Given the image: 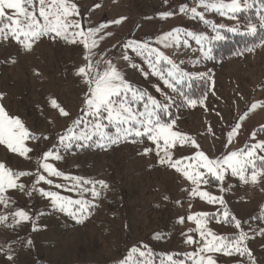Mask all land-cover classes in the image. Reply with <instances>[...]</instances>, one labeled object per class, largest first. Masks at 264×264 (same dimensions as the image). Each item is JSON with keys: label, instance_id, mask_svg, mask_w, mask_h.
Returning a JSON list of instances; mask_svg holds the SVG:
<instances>
[{"label": "rangeland", "instance_id": "374dc122", "mask_svg": "<svg viewBox=\"0 0 264 264\" xmlns=\"http://www.w3.org/2000/svg\"><path fill=\"white\" fill-rule=\"evenodd\" d=\"M257 1L249 0L253 7L235 13L236 18L229 19L211 9L198 7L194 0H74L80 15L72 19L88 28L125 18L120 24H109L103 30L104 38L94 51L111 58L134 88L161 103L166 102L165 97L174 99L168 113L160 114L162 119L170 118L169 121H174L173 130L195 140L199 150L210 158H219L264 141V132L259 131L264 127V106L248 111L254 103L264 105V45L227 61L215 62L212 58L216 40L207 45L212 49L211 59L205 58L200 45L191 37L182 35V41L187 40L188 44L181 43L179 47H164L156 41L177 28L182 33L191 31L211 39L216 35L210 27L212 24L223 26L220 29L225 37L223 40L227 39V32L243 34L249 21L242 13L258 10ZM97 3L101 7L92 10ZM182 6L197 7L208 23L194 18L190 12L178 11ZM162 13L174 14L165 19ZM229 28L238 31H227ZM128 41L146 42L158 48L192 79L209 77V94L194 107L187 105L186 99L180 97L179 86L192 79L186 77L180 83L174 82L176 91H173L159 75L152 74L142 57L123 47ZM124 55L130 59H123ZM83 56L82 45L61 39L42 38L31 51H24L11 39L0 40V105L10 116L18 117L32 134L40 137L26 142V146L33 149L29 153L31 159L22 158L0 145V162L6 167L34 173L40 154L52 148L58 136L80 115L85 88L75 72L85 64ZM159 67L165 78L171 79L167 77L170 66L162 63ZM53 99L70 113L68 117H62L59 110L51 106ZM135 107L142 110L143 105L137 102ZM245 112L248 114L241 121ZM238 121L240 128L229 143L228 133ZM253 132L257 133L255 140L250 138ZM45 136L49 138L43 139ZM146 148H154L147 138H140V142L122 141L107 148L95 144L73 145L70 149H61L62 159L48 161L65 175L104 181L108 185L107 188L97 185L100 195L96 198L87 191L81 195L55 188V184L70 183L58 177H48L53 185L41 183L37 186L71 199H84L90 207L81 222L55 210L50 200L38 191L28 194L34 176L22 177L18 182L25 184V191H7L5 196L10 204L7 208L0 205V215L10 217L8 222L0 223V264H121L128 250L138 245L151 251L153 264H160L165 254L172 255L176 264H193L188 254L196 252L203 241L195 231L197 225L187 217L200 212L209 214L206 227L216 235L229 238L239 235L240 230L234 223L217 222L222 218L220 205L190 196L189 191L194 187L190 181L167 165L158 163L155 152L142 154ZM196 151L185 142L172 149L171 154L173 159H179L192 156ZM40 171L43 173L42 169ZM43 174L47 176V173ZM205 179L209 182L202 183L201 190L224 199V207L241 222L242 230L250 237L246 246L255 264H264V235L259 234L264 229V175L259 176L260 183L256 184L243 183L230 172L225 173L222 182L211 176H205ZM20 209L28 212L32 220L13 226L11 214ZM181 217L185 218L183 222ZM189 236L194 243H187ZM9 252L12 260L6 258ZM203 255L211 256L215 264H251L246 255L237 253Z\"/></svg>", "mask_w": 264, "mask_h": 264}, {"label": "snow or ice", "instance_id": "6c2138e0", "mask_svg": "<svg viewBox=\"0 0 264 264\" xmlns=\"http://www.w3.org/2000/svg\"><path fill=\"white\" fill-rule=\"evenodd\" d=\"M194 2L197 3L198 7L211 9L229 19L236 18L235 13L253 7L249 0H243V4L241 0H231L230 3H225L224 0H211V2L210 0H194ZM99 7L101 5L97 3L92 10ZM178 11L190 12L194 18L199 17L208 23L204 20V15L197 11V7L182 6ZM173 14L162 13L161 15L166 19ZM79 15V8L74 0H0V40L11 39L20 45L24 51H31L34 44L42 38L47 37L53 41L61 39L66 43L82 45L84 49L83 59L85 60V64L75 72L81 78L85 88L80 115L58 136L57 142L52 148L40 154L37 160L38 168L34 173L15 171L0 162V205L5 208L9 206L10 201L5 196L7 191H25V184L18 182L22 177L34 176V180L28 188V194L38 191L40 195L50 200L51 206L55 210L64 212L81 222L90 207L84 199H71L60 195L58 192L45 191L44 188L37 186L41 183L53 185V181L48 177H58L70 183L67 185L58 183L54 185L55 188L78 192L81 195L87 191L96 198L100 195L97 191V185L101 188H107L108 185L104 181H91L65 175L48 161L62 159L61 149H70L73 145L84 147L95 144L97 147L107 148L109 145H115L122 141L140 142V138H147L154 145V148H146L142 154L147 155L149 152H155L158 163L167 165L181 173L194 186L190 191L185 189V191H189L190 196H198L208 204L220 205L219 213L222 218L217 220L218 223L232 222L240 230L239 235L234 238L218 236L206 227L208 213L200 212L188 216L187 220L194 221L197 225L195 231L203 241L202 246L196 252L188 254L193 264H215L211 256L203 255L210 252L246 255L251 264H255L252 253L246 246V241L250 237L242 230L241 222L234 215H230L224 207L225 201L222 197L203 191L200 186L202 183L207 184L209 182L205 176H211L222 182L227 172H230L233 177L238 178L243 183H249V181L252 184L260 183L259 176L264 175V155L259 153H264V141L246 145L245 149L226 153L219 158H210L202 150H199V145L195 140L173 130L174 121L162 119L160 114L168 113L170 103H175L174 99L165 97L166 102L161 103L159 99L148 95L143 90L134 88L132 84L126 81L111 58H106L104 54L94 51L99 46V41L104 38L101 35L103 30L109 27V24H120L125 18L101 23L96 27L84 28L79 20L72 19V17ZM257 21L258 25L249 21L247 31L243 34L255 37L258 34V29L264 30V8L257 10ZM210 27L216 33L211 39L206 35H197L191 31L182 33L181 29L177 28L159 37L156 43L162 44L164 47L173 45L179 47L181 43L187 46V40L182 41L181 37L182 35L191 37L200 45L205 58L211 59L212 49L207 45H210L212 40L219 41L225 37L220 31L223 28L222 25L212 24ZM227 31L237 32L238 30L229 28ZM259 45H264V37H260ZM255 46L257 45H253V47ZM123 47L131 49L137 56L142 57L152 70V74L159 75L164 80L165 85L173 91H176L174 82L180 83L186 77L192 79L189 73L184 72L163 52L150 46L149 43L128 41ZM97 56L99 58H96ZM123 59L129 60L130 58L124 55ZM162 63L170 66L167 77L171 79L165 78L163 69L159 67ZM131 66L136 67L135 64ZM137 102L142 103V110L135 107ZM50 103L53 108L59 110L62 117L70 115L56 100L53 99ZM186 103L194 107L197 100L189 97L186 99ZM262 106L264 105L254 103L248 111H253ZM247 114L245 112L240 120L242 121ZM239 128L240 121L228 133L229 143ZM259 131L264 132V127ZM256 135L257 133L253 132L250 138L255 140ZM48 138L47 136L43 137V139ZM39 139L40 137L32 134L18 117L10 116L0 105V145L6 146L11 153L22 158L31 159L29 153L33 149L27 147L26 142ZM185 142L190 143L197 151L192 156L173 159L172 149L183 146ZM40 169L43 170V173H47V176ZM86 185L91 187L86 188ZM9 219L8 215H0V223H6ZM184 219L181 217V222ZM31 220L32 216L23 209L16 210L11 214L13 226ZM259 234L264 235V229ZM29 243L31 242L29 241ZM187 243H194L191 236L188 237ZM6 258L12 260L13 256L9 252ZM121 264H153V254L146 246H133L128 250ZM160 264H176V262L172 255L165 254L161 258Z\"/></svg>", "mask_w": 264, "mask_h": 264}, {"label": "trees", "instance_id": "16d2710c", "mask_svg": "<svg viewBox=\"0 0 264 264\" xmlns=\"http://www.w3.org/2000/svg\"><path fill=\"white\" fill-rule=\"evenodd\" d=\"M255 6L259 7V9L264 8V0H258ZM242 17L246 21H256L258 24L257 10L255 9L250 11L249 14L246 12L242 13ZM226 35V40L215 42L217 47L214 49V55L212 58L215 62L227 61L240 53L256 48L259 46L260 37H264V30L258 29V34L255 37L244 34H231L229 32H227ZM253 45L257 46L253 47ZM179 89L181 91L180 97L182 99L185 100L190 97L197 100V102H200L209 94L211 90V81L209 77L192 79L190 81H185L179 86ZM169 119L167 121H169Z\"/></svg>", "mask_w": 264, "mask_h": 264}]
</instances>
